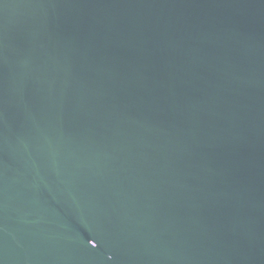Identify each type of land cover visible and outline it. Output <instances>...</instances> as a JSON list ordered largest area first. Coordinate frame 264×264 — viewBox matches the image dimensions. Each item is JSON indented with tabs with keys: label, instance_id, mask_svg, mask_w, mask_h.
Listing matches in <instances>:
<instances>
[{
	"label": "water",
	"instance_id": "water-1",
	"mask_svg": "<svg viewBox=\"0 0 264 264\" xmlns=\"http://www.w3.org/2000/svg\"><path fill=\"white\" fill-rule=\"evenodd\" d=\"M0 264H264V0H0Z\"/></svg>",
	"mask_w": 264,
	"mask_h": 264
}]
</instances>
